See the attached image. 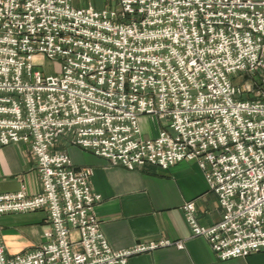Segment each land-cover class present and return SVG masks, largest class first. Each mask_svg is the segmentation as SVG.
<instances>
[{
  "label": "built area",
  "instance_id": "1",
  "mask_svg": "<svg viewBox=\"0 0 264 264\" xmlns=\"http://www.w3.org/2000/svg\"><path fill=\"white\" fill-rule=\"evenodd\" d=\"M72 0H0V149L30 148L42 191L0 194V215L45 212V242L0 264H128L134 255L185 248L166 239L114 250L94 212L93 169L77 168L59 140L110 167L168 170L195 163L224 210L193 235L222 261L264 253V0H119L75 8ZM59 61L46 75L41 60ZM161 123L143 138L141 118Z\"/></svg>",
  "mask_w": 264,
  "mask_h": 264
},
{
  "label": "crops",
  "instance_id": "2",
  "mask_svg": "<svg viewBox=\"0 0 264 264\" xmlns=\"http://www.w3.org/2000/svg\"><path fill=\"white\" fill-rule=\"evenodd\" d=\"M150 121L155 129L148 132ZM140 124L144 139L158 136L161 123L156 118L144 116ZM68 154L77 168L93 169L91 184L102 199L94 212L114 250L162 239L185 245L183 250L168 247L134 255L128 264H264V253L221 262L208 240L193 235L184 211L187 203L195 202L198 222L204 227L220 222L224 212L197 164L183 162L168 170L146 166L129 171L110 167L105 159L80 148L72 147ZM24 187L30 196L42 191L36 158L24 144L1 148L0 194H14ZM0 227L9 254L26 253L45 242L48 215H0Z\"/></svg>",
  "mask_w": 264,
  "mask_h": 264
},
{
  "label": "rangeland",
  "instance_id": "3",
  "mask_svg": "<svg viewBox=\"0 0 264 264\" xmlns=\"http://www.w3.org/2000/svg\"><path fill=\"white\" fill-rule=\"evenodd\" d=\"M119 3V0H72L71 4L78 9H82L88 6H92L96 10H104L106 8H112L116 7ZM41 64L43 65V72H45L46 75H52L55 73H60L61 67H60V62L59 61H50V60H41ZM236 83L240 85L241 87L243 86H250L252 87L253 92H246L245 95H243L242 99L243 100H251V101H261L263 100L264 96V83L261 81V84L259 83L258 80L251 79L250 77L246 76L244 78H240L236 80ZM155 129V125L153 124L152 121L148 123L147 130L148 132H151L152 130ZM59 146H58V151H66L68 152L69 149L75 146H70L69 143L64 140L60 139L59 140ZM78 148V147H76ZM2 231V229H1ZM3 233V231H2Z\"/></svg>",
  "mask_w": 264,
  "mask_h": 264
}]
</instances>
